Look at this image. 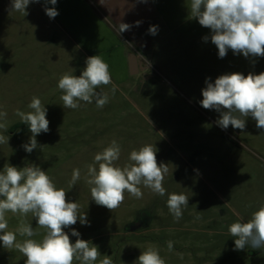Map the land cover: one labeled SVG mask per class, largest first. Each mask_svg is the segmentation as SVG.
Returning <instances> with one entry per match:
<instances>
[{
	"label": "rangeland",
	"instance_id": "rangeland-1",
	"mask_svg": "<svg viewBox=\"0 0 264 264\" xmlns=\"http://www.w3.org/2000/svg\"><path fill=\"white\" fill-rule=\"evenodd\" d=\"M11 3L0 0V111L7 112L0 120L7 131L0 129V135L9 137L8 144H0V171L5 164L18 168L35 164L46 171L56 187L67 192V200L86 213L88 224L78 220L64 231L72 243L77 239L71 235L74 228L81 239L98 246L101 256L96 264L103 255L111 256L113 264H138L139 255L149 247L159 251L165 264H264V249L235 250L228 231L232 223L240 218L246 222L264 204V129H258L251 117L245 118L243 131L222 129L216 123L220 113L200 104L206 79L214 83L223 74H259L264 72V57L245 58L229 50L219 58L211 30L190 15L191 0H127L123 9L118 7L119 14L130 11L135 17L141 4L143 12L147 10L139 25L131 24L132 38L121 33L128 51L137 55L138 75L112 79V84L97 88L109 96L103 108H97L93 99L78 101L81 106L70 109L63 107L58 80L65 73L79 76L86 61L61 56L46 60L28 30H18V23L24 19L27 23L28 16L10 11ZM114 25L119 31L120 25ZM152 26L157 29L154 35L149 32ZM143 84L148 88L141 93ZM33 96L47 109L49 131L36 137L38 147L28 153L22 145L32 134L15 113L32 111L28 104ZM112 140L120 145L116 163L121 167L131 163V151L148 144L157 149V162L169 168L164 196L141 187V199L125 192L114 211L91 199L87 165ZM76 168L81 178L70 187ZM172 193L189 198L179 222L167 207ZM7 219L8 231H16L22 220L31 224L37 232L32 239L37 241L46 232L31 213L21 217L9 212ZM138 223L143 227L132 230ZM24 239L28 237L17 233V242ZM25 259L0 242V264H24Z\"/></svg>",
	"mask_w": 264,
	"mask_h": 264
},
{
	"label": "clouds",
	"instance_id": "clouds-1",
	"mask_svg": "<svg viewBox=\"0 0 264 264\" xmlns=\"http://www.w3.org/2000/svg\"><path fill=\"white\" fill-rule=\"evenodd\" d=\"M30 2L39 0H12L10 11H19L26 16V8ZM55 5L57 0H45ZM49 18H55L58 11L55 7H46ZM190 15L198 20L202 27L211 30V42L218 49L219 58H224L228 51L248 57H264V0H191ZM139 21L136 22L139 25ZM130 25L121 23L119 33L129 30ZM156 27L149 29L156 34ZM208 36L204 37L207 41ZM112 84L109 65L99 56L93 55L86 59V67L79 76L63 74L57 87L64 93L61 96L63 107L77 109L78 101L92 103L95 99L97 108H103L109 102L107 93L97 92L101 86ZM202 89L203 99L200 101L204 109L216 110L220 118L216 121L222 129L232 126L244 130L247 117L256 122L258 129H264V72L259 74L239 72L223 74L214 83L205 81ZM116 86H112L115 93ZM27 113L16 110L21 122L28 125L31 132L29 142L22 145L31 153L38 147L36 137L49 131L47 109L41 100L33 96ZM7 117L6 111H0V120ZM151 122V121H150ZM0 129L7 131L4 123ZM9 137L0 135V144H8ZM157 149L153 145H144L129 154V161L123 167L117 165L121 148L116 140L94 156V162L87 165L85 181L90 185L91 199L99 206L114 211L125 199V192L132 197L141 199V187L148 188L152 193L164 196L163 186L169 168L157 162ZM81 178L80 169L72 171L70 187L76 185ZM66 191L57 188L46 171L31 164L18 168L5 164L0 171V242L5 249H17L26 258L24 264H96L101 256L98 246L80 238L74 228L71 235L77 237L72 243L68 233L64 231L79 222L88 224L86 213H80L76 202H69ZM189 198L185 194L168 195L167 207L175 222H179L183 209L187 208ZM26 217L29 213L36 218L38 227L46 230L42 240L32 237L37 235L31 224L21 221L16 231H8L7 213ZM197 219L200 217L197 216ZM234 237L235 250L246 247L264 249V204L251 214L246 222L243 218L232 223L228 228ZM17 233L28 237L17 242ZM169 251L173 242L167 244ZM138 264H165L159 251L149 247L141 252ZM99 264H113L111 256L103 255Z\"/></svg>",
	"mask_w": 264,
	"mask_h": 264
},
{
	"label": "crops",
	"instance_id": "crops-1",
	"mask_svg": "<svg viewBox=\"0 0 264 264\" xmlns=\"http://www.w3.org/2000/svg\"><path fill=\"white\" fill-rule=\"evenodd\" d=\"M118 2L122 4L118 5ZM118 2L117 0H57L55 5L46 3L45 0L30 2L26 8L27 23H24L26 21L24 19L16 25L19 31L28 30L31 41L35 40L34 47H38V52L46 55V60L51 61L61 56L72 61L81 57L86 61L90 56L99 55L109 65L112 79L123 81L132 77L127 58L131 52L128 51L126 39L119 33L114 22L119 25L121 23L130 25L129 30L125 32L128 38H132L131 24L140 20L142 22L147 10L143 12L145 5L141 4L137 6L138 15L135 17L130 11L121 15L118 13V7L123 9L127 0ZM46 7H55L58 15L49 18L45 12ZM116 14L119 17H116ZM46 46L50 49H43Z\"/></svg>",
	"mask_w": 264,
	"mask_h": 264
},
{
	"label": "water",
	"instance_id": "water-1",
	"mask_svg": "<svg viewBox=\"0 0 264 264\" xmlns=\"http://www.w3.org/2000/svg\"><path fill=\"white\" fill-rule=\"evenodd\" d=\"M128 64L130 76H136L139 73L138 58L135 53L128 54Z\"/></svg>",
	"mask_w": 264,
	"mask_h": 264
},
{
	"label": "flooded vegetation",
	"instance_id": "flooded-vegetation-1",
	"mask_svg": "<svg viewBox=\"0 0 264 264\" xmlns=\"http://www.w3.org/2000/svg\"><path fill=\"white\" fill-rule=\"evenodd\" d=\"M148 88V86L146 84H143L142 85V88H141V93H144L145 92V89ZM140 222V221H139ZM140 224H136L135 226H133V228H131L132 230H138V229H141V227H143V223L139 226Z\"/></svg>",
	"mask_w": 264,
	"mask_h": 264
}]
</instances>
